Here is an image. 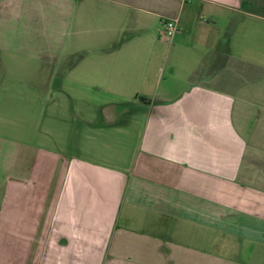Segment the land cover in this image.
<instances>
[{
    "label": "crops",
    "instance_id": "obj_1",
    "mask_svg": "<svg viewBox=\"0 0 264 264\" xmlns=\"http://www.w3.org/2000/svg\"><path fill=\"white\" fill-rule=\"evenodd\" d=\"M247 1L0 0V264H264V75L200 19Z\"/></svg>",
    "mask_w": 264,
    "mask_h": 264
},
{
    "label": "rangeland",
    "instance_id": "obj_2",
    "mask_svg": "<svg viewBox=\"0 0 264 264\" xmlns=\"http://www.w3.org/2000/svg\"><path fill=\"white\" fill-rule=\"evenodd\" d=\"M200 19L203 20L201 21L202 23L209 21V25L215 26L216 33L214 35L219 36L221 40L226 42V45L231 47L233 55L237 58L236 66L239 73L240 89L244 90L249 86L245 82L246 72L249 73V69L255 74L264 75V0L247 1L243 3L242 8L239 10L229 11L221 9L214 10L213 14L203 13ZM163 30L164 27L161 25L158 29L145 33L144 37L145 44H150L147 53L152 57H156L158 59V67L161 70L163 69L161 82L164 81L169 68L168 60L164 62L166 44L174 38V36L172 38H161L160 33ZM130 34L127 33L126 36L131 37ZM177 34L175 33L174 35ZM70 41L71 39L68 35L64 41V44H66L65 49L61 51V55L67 57V59H71V56L68 55L70 52L68 48ZM222 45L224 44L222 43ZM247 59H253L261 64L259 66L255 64L252 66L247 65L245 62ZM186 67L185 65H177L175 68L180 69V73H185ZM257 87H260V84H257Z\"/></svg>",
    "mask_w": 264,
    "mask_h": 264
},
{
    "label": "built area",
    "instance_id": "obj_3",
    "mask_svg": "<svg viewBox=\"0 0 264 264\" xmlns=\"http://www.w3.org/2000/svg\"><path fill=\"white\" fill-rule=\"evenodd\" d=\"M162 25L164 30L160 33L161 38H172L179 30L177 18H167L162 22Z\"/></svg>",
    "mask_w": 264,
    "mask_h": 264
}]
</instances>
